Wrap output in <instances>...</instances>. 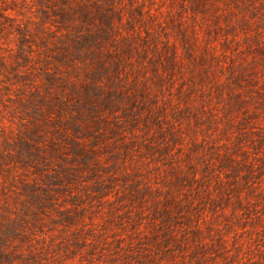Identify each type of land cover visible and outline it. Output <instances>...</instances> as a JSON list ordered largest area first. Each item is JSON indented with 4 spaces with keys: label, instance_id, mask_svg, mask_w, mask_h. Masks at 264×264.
Instances as JSON below:
<instances>
[{
    "label": "rangeland",
    "instance_id": "rangeland-1",
    "mask_svg": "<svg viewBox=\"0 0 264 264\" xmlns=\"http://www.w3.org/2000/svg\"><path fill=\"white\" fill-rule=\"evenodd\" d=\"M30 252L263 259L264 0H0V264Z\"/></svg>",
    "mask_w": 264,
    "mask_h": 264
},
{
    "label": "trees",
    "instance_id": "trees-1",
    "mask_svg": "<svg viewBox=\"0 0 264 264\" xmlns=\"http://www.w3.org/2000/svg\"><path fill=\"white\" fill-rule=\"evenodd\" d=\"M219 257H222L224 260H226V257L224 255H218ZM119 255L111 256L110 262L105 263H94L93 259L86 258L87 263L91 264H165L164 261H162L161 255H151V254H143L135 257H130L128 259H124ZM71 258V257H70ZM80 258V262L78 264H83ZM132 260V261H131ZM232 260H226V263H219L217 260H213V264H241L240 259H233ZM57 263L64 264V261L57 260ZM249 264H264V257L262 260H250L248 261ZM18 264H50L49 256L46 252L44 253H37V252H30L26 256L23 255V257H20Z\"/></svg>",
    "mask_w": 264,
    "mask_h": 264
}]
</instances>
